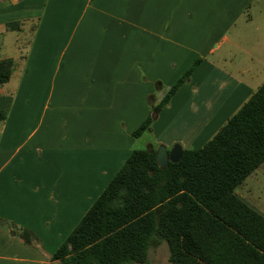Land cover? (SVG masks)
I'll use <instances>...</instances> for the list:
<instances>
[{
    "label": "crops",
    "instance_id": "1",
    "mask_svg": "<svg viewBox=\"0 0 264 264\" xmlns=\"http://www.w3.org/2000/svg\"><path fill=\"white\" fill-rule=\"evenodd\" d=\"M3 59L0 264H52L141 141L199 149L263 84L264 0H0ZM233 195L264 218V162Z\"/></svg>",
    "mask_w": 264,
    "mask_h": 264
},
{
    "label": "trees",
    "instance_id": "2",
    "mask_svg": "<svg viewBox=\"0 0 264 264\" xmlns=\"http://www.w3.org/2000/svg\"><path fill=\"white\" fill-rule=\"evenodd\" d=\"M199 61L153 106L156 114ZM10 59L0 60V85ZM156 151L134 150L51 256L52 264H146L165 242L170 264H264V218L233 190L264 162V82L203 147L158 166ZM29 242V233L23 232Z\"/></svg>",
    "mask_w": 264,
    "mask_h": 264
},
{
    "label": "water",
    "instance_id": "3",
    "mask_svg": "<svg viewBox=\"0 0 264 264\" xmlns=\"http://www.w3.org/2000/svg\"><path fill=\"white\" fill-rule=\"evenodd\" d=\"M151 151L152 149H148ZM182 149L179 145L173 146L169 151L160 146L156 149L155 159L159 167L164 168L168 162L176 163L181 159Z\"/></svg>",
    "mask_w": 264,
    "mask_h": 264
},
{
    "label": "rangeland",
    "instance_id": "4",
    "mask_svg": "<svg viewBox=\"0 0 264 264\" xmlns=\"http://www.w3.org/2000/svg\"><path fill=\"white\" fill-rule=\"evenodd\" d=\"M137 149H145L142 141L139 145H137ZM146 264H170L168 261V247L165 242H162L157 247L150 246Z\"/></svg>",
    "mask_w": 264,
    "mask_h": 264
}]
</instances>
